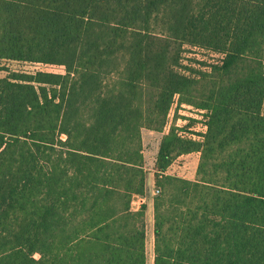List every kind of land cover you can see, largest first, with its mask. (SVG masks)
Segmentation results:
<instances>
[{
	"label": "trees",
	"instance_id": "1",
	"mask_svg": "<svg viewBox=\"0 0 264 264\" xmlns=\"http://www.w3.org/2000/svg\"><path fill=\"white\" fill-rule=\"evenodd\" d=\"M1 59L65 74L0 80V264H148L142 131L176 100L207 132L162 140L153 264H264V0H0Z\"/></svg>",
	"mask_w": 264,
	"mask_h": 264
},
{
	"label": "rangeland",
	"instance_id": "2",
	"mask_svg": "<svg viewBox=\"0 0 264 264\" xmlns=\"http://www.w3.org/2000/svg\"><path fill=\"white\" fill-rule=\"evenodd\" d=\"M156 29L160 30L159 28ZM191 50L192 54L188 53L189 57L199 62L203 61L212 64L220 61L222 58L220 55L206 50L194 48ZM184 64L187 65V62ZM194 68L199 70L200 66L195 63ZM39 72L63 75L65 74V68L63 66L45 65L42 63L0 60V80L7 77L9 73L35 75ZM196 94L197 96L203 94L202 84L196 87ZM205 115L206 112L192 106L186 104L179 106L176 100L168 114L167 125L161 132L150 129H144L142 131L144 169L147 172V192L145 196L134 199V208L140 209L143 204L146 205L148 264H153L154 258V198L157 197L155 191L160 190L157 185L156 164L162 140L165 135L169 134L171 128L175 127L183 130L180 134L184 135V137L195 141H202V136L207 132ZM199 162L200 153L181 156L168 168L166 175L188 181H195ZM35 258L38 259L39 256H35Z\"/></svg>",
	"mask_w": 264,
	"mask_h": 264
},
{
	"label": "built area",
	"instance_id": "3",
	"mask_svg": "<svg viewBox=\"0 0 264 264\" xmlns=\"http://www.w3.org/2000/svg\"><path fill=\"white\" fill-rule=\"evenodd\" d=\"M155 195H160V190H156L155 191ZM134 204H135V200L133 201V203H132V206H133V208H134ZM135 209V208H134ZM135 210H137V209H135Z\"/></svg>",
	"mask_w": 264,
	"mask_h": 264
},
{
	"label": "crops",
	"instance_id": "4",
	"mask_svg": "<svg viewBox=\"0 0 264 264\" xmlns=\"http://www.w3.org/2000/svg\"><path fill=\"white\" fill-rule=\"evenodd\" d=\"M135 198H136V197H135ZM135 198H134V199H135ZM137 210H139V209H137Z\"/></svg>",
	"mask_w": 264,
	"mask_h": 264
}]
</instances>
